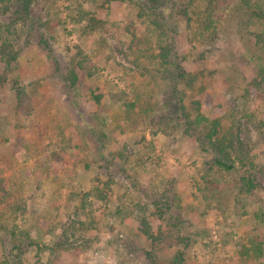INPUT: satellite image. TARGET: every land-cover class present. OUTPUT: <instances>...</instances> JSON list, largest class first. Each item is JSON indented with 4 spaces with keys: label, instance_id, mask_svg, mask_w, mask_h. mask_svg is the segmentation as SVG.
<instances>
[{
    "label": "rangeland",
    "instance_id": "rangeland-1",
    "mask_svg": "<svg viewBox=\"0 0 264 264\" xmlns=\"http://www.w3.org/2000/svg\"><path fill=\"white\" fill-rule=\"evenodd\" d=\"M207 1L157 3L167 27L166 37L159 42L172 46L171 61L196 77L194 89L189 90L171 80L173 66L161 73L160 63L147 53L158 42L147 16L138 17L146 0H36L31 11L40 15L43 25L37 22L31 33L18 25L14 38L16 48L21 47L17 68L0 88V132L6 135L0 144V180L5 190L27 198L25 213L11 215L8 211L0 218V261L18 257L20 264H118L123 257L125 264H144L141 248L145 241L129 215L133 205L150 204L144 194L162 196L170 190L179 195L180 216L196 234L187 252L188 264H239L243 245L264 241V219L259 216L264 191L238 193L242 167L228 173L210 169L213 154L208 127L202 124L184 134L187 127L180 112L181 98L186 112L197 99L200 112L208 119L222 120L226 131L233 124L243 126L244 114L264 120L261 95L244 96V89L264 64V54L256 45L258 36L264 40V22L251 13L264 6V0H248L250 7L242 0H215L208 14L204 12ZM79 6L96 20L93 32L85 33L88 23L79 19ZM41 39L51 53L37 44ZM81 62L84 69H78ZM71 68L78 75L74 87L63 79ZM15 78L31 96L35 110L48 116V132L39 140L29 121L15 119V96L10 88ZM122 91L126 101L136 103L125 125H121L123 109L110 100ZM92 94L101 96L99 105ZM156 119L170 120L174 130L169 136L152 135L158 130ZM23 125L27 128H18ZM61 131L72 137L71 147L54 154L52 146ZM250 138V155L256 170L262 171L264 141L254 132ZM20 140L32 147L37 144V153L26 163H19L13 155L15 147L20 149ZM54 157L59 162L54 163ZM199 175H206L213 187L225 191L222 206L215 202L209 209L198 206L202 195L209 196L194 185ZM105 182L109 186L106 204L83 199L82 194L95 186L103 188ZM199 183L202 189L200 179ZM119 205L126 208L121 217L112 216ZM89 212L97 228L73 236L65 232L67 238L62 235L68 225L77 218L83 220ZM149 221L155 229L156 219L149 216ZM24 236H33L32 241L50 250L29 247L25 240L19 254L15 247Z\"/></svg>",
    "mask_w": 264,
    "mask_h": 264
},
{
    "label": "trees",
    "instance_id": "trees-1",
    "mask_svg": "<svg viewBox=\"0 0 264 264\" xmlns=\"http://www.w3.org/2000/svg\"><path fill=\"white\" fill-rule=\"evenodd\" d=\"M119 0H105L107 3L115 2ZM122 1V0H121ZM215 0H208L205 13H209L213 10V2ZM244 6L250 7L248 5V0H242ZM158 0H146L143 7L140 8L141 15L138 17L147 16L148 23L155 29L157 33V45L154 50L147 51L150 53V59L154 62H158L161 69V73H166L167 67L173 66L175 68L174 75L170 74L171 80L175 84H181L185 89H194V84L196 82L195 76L188 75L178 64L171 61V53L173 52V47L168 44H163L161 39L166 37L167 27L164 22V18L157 5ZM36 4V0H0V63L3 64V70L0 72V88L7 84L9 81V73L13 72L17 68V59L20 55L19 46L17 49L14 43V38L16 39V29L18 25H24L27 28V33H31L34 27H37V22L39 27L43 25L40 19V15L32 14V7ZM41 11H44L41 8ZM79 19L87 20V26L84 29L85 33L93 32L97 27V22L93 17H89L90 14L84 12L80 6L78 7ZM185 13V11H184ZM252 17L260 22H264V6H257L256 9L252 10ZM209 16V15H208ZM7 20H2L5 18ZM29 36H27L28 39ZM131 37L134 36L131 34ZM28 45L30 42H27ZM38 45L44 47L43 49L48 50L47 53H51V49L44 42L40 40ZM256 45L260 52L264 54V40L261 36L257 37ZM78 69H84L83 63H78ZM56 70H60L58 64L56 65ZM160 73L159 70H156ZM90 75V74H88ZM168 78V74H166ZM168 78V79H170ZM64 81L68 84V87H74L78 82V75L71 68L69 69L65 76H63ZM10 88L15 96V119L16 120H27L31 123L30 128L36 133L38 140L45 137L48 132V124L46 120L48 116L46 113L40 110H35L32 105V98L27 94L24 87L15 78L10 81ZM251 88V89H250ZM256 94L261 95L264 100V64L261 68L257 70L255 79L250 82L248 87L244 89V96L254 97ZM118 96V97H117ZM125 92H119L117 95H111L110 100L115 105H120L123 109L124 120L121 125L128 124L131 117L134 114L136 103L128 102L125 100ZM92 100L99 105L101 101L100 95H91ZM193 112V114L190 112ZM180 112L184 116L185 128L183 130L184 134H190L193 128L200 127V125L205 124L208 127V139L210 143V151L213 154V164L210 169H217L223 173L228 172H238V168L242 167L244 169V175L240 180L238 186L239 194H253L256 189H261L264 191V170L257 171L250 155V134L251 132L259 134V138L264 141V120H256L252 115L244 114L246 118L244 120V125L233 124L229 131L224 130L223 122L220 119L213 118L208 119L200 112L199 101L194 99L190 103V112H186L182 106V98L180 99ZM193 116V117H192ZM158 130L152 132L155 136L157 133H163L169 136L172 130H174L173 124L169 119L167 121H162L165 119H156ZM155 121V120H154ZM152 120V123L154 122ZM29 123V124H30ZM151 126V125H150ZM18 128H27V125L19 126ZM93 133V132H92ZM60 135L57 137L55 145L52 146V151L54 154L58 151H66L71 147L72 137L67 135L65 131H61ZM6 140V135L4 132H0V144ZM19 142V141H18ZM18 143L20 149L15 147L13 155L19 163H26L29 158H33L37 153V144L32 147V145L27 144L20 140ZM58 157H54V163L59 162ZM114 160V158H112ZM9 161H6V166L9 165ZM261 173V175H260ZM259 175V176H258ZM198 181L195 180V187L198 192L205 193L209 192V196H203V201L198 204L199 207L203 209H209L212 207V202H215L217 206H222V201L225 199L224 192L219 191L217 188L212 186V181L207 179L206 175L198 176ZM199 179L202 181L203 188L199 187ZM109 191L108 182L103 183V188L95 186L91 188L88 192L82 194L83 199L94 198L97 201H102L106 204L107 193ZM230 194L229 190H226ZM172 190L165 192L162 196L156 193L152 194L150 197L144 194L145 200L149 201V205L138 204L133 205L132 213L130 217H134L137 224V231L145 241L144 247H142L143 262L144 264H188L187 262V252L190 247L195 244L196 234H192L189 231L190 223L183 219L180 214L183 207L180 206L181 201L179 195ZM27 198H22L21 196L14 195L12 191H7L4 189L3 180H0V218L4 212H8L13 215L19 213L22 215L25 213V205ZM126 208L122 205L114 208L111 213L112 216L121 217V211ZM83 210V209H82ZM224 211V210H223ZM259 216L264 219V206L260 208ZM149 216L154 217L157 221L156 228L153 229L149 221ZM5 217V216H4ZM81 218V217H80ZM79 218V219H80ZM264 221V220H263ZM262 221V222H263ZM94 218L91 212L84 215L83 220H74L68 229L62 232L65 238H67L65 232H71V236L77 231L85 232L88 229L97 228ZM28 233L27 231L25 232ZM33 236H24L22 240H17L18 245L15 247L17 252L20 254L22 242L28 240L29 247H35L39 250L48 251L50 248L46 245H39L37 242L32 241ZM135 242V241H134ZM122 244H117L121 246ZM124 245H130L125 243ZM249 246H242L241 250L238 252L240 263L239 264H264V241H248ZM41 247V248H40ZM75 246H71L72 248ZM129 248V246H126ZM166 251H172L171 255L165 254ZM117 255V252H116ZM122 255H119V257ZM17 260L12 259L11 262L1 260L0 264H20L18 257ZM123 259V257H122ZM120 257V262L118 264H125Z\"/></svg>",
    "mask_w": 264,
    "mask_h": 264
}]
</instances>
